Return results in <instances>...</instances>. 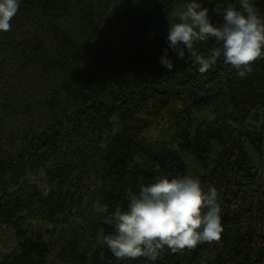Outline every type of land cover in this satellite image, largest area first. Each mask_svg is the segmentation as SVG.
<instances>
[{"label":"trees","instance_id":"trees-1","mask_svg":"<svg viewBox=\"0 0 264 264\" xmlns=\"http://www.w3.org/2000/svg\"><path fill=\"white\" fill-rule=\"evenodd\" d=\"M204 2L217 23L239 6ZM181 3L20 0L0 31V264H153L113 255L93 203L126 205L158 171L214 184L223 230L155 264H264V57L245 76L163 66Z\"/></svg>","mask_w":264,"mask_h":264},{"label":"clouds","instance_id":"clouds-1","mask_svg":"<svg viewBox=\"0 0 264 264\" xmlns=\"http://www.w3.org/2000/svg\"><path fill=\"white\" fill-rule=\"evenodd\" d=\"M19 4L0 0V31L10 29ZM238 5L227 3L217 23L204 0H182L168 19L166 40L175 58L166 48L161 64L171 70L175 59L190 58L203 73L222 59L245 76L264 57V12L255 0H238ZM209 41L206 50L200 47ZM126 200L114 208L100 199L93 203L94 211L113 226L102 240L118 259L143 256L155 264L166 248H195L199 242L218 240L223 230L219 190L197 175L158 171L138 190L129 189Z\"/></svg>","mask_w":264,"mask_h":264}]
</instances>
